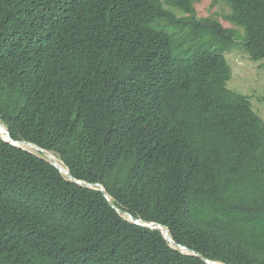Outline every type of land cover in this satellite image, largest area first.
Wrapping results in <instances>:
<instances>
[{"label":"trees","instance_id":"obj_1","mask_svg":"<svg viewBox=\"0 0 264 264\" xmlns=\"http://www.w3.org/2000/svg\"><path fill=\"white\" fill-rule=\"evenodd\" d=\"M196 1L0 0V119L177 244L264 264V121ZM223 1L264 61V0ZM0 264L206 263L0 137Z\"/></svg>","mask_w":264,"mask_h":264},{"label":"rangeland","instance_id":"obj_2","mask_svg":"<svg viewBox=\"0 0 264 264\" xmlns=\"http://www.w3.org/2000/svg\"><path fill=\"white\" fill-rule=\"evenodd\" d=\"M199 18L218 19L225 28H234L226 20L231 10L222 1L199 0L196 4ZM236 29L238 38L229 47L220 48L233 69L232 79L228 82L229 90L249 97L253 110L264 121V63L263 61L253 62L250 60L247 51L243 47V30ZM193 34L191 30L179 34L176 37V45ZM183 50V49H179Z\"/></svg>","mask_w":264,"mask_h":264},{"label":"water","instance_id":"obj_3","mask_svg":"<svg viewBox=\"0 0 264 264\" xmlns=\"http://www.w3.org/2000/svg\"><path fill=\"white\" fill-rule=\"evenodd\" d=\"M0 127L3 128V131H0V137H1L6 143L11 144V145H13V146H15V147H18V148H24V149L30 148V149H33V150H35V151H37V152L43 153L44 156L48 158L49 162H50L53 166H55V167L60 171L61 174H63V175H67V176L69 177V179H70L72 182H74V183H76V184H79V185H84V186H87V187H91L90 184H84V183H82V182H79V181H76L75 179H73V177L71 176V173L68 171V169H67V171L64 172L63 169L57 164V162H55V161L51 158V156H50L51 152H48V151H46V150L41 149L38 145H36V144H34V143H29V142H25V141H15V140L11 137V135H10L8 129H7L3 124H1V121H0ZM102 192L104 193V195H105V196L107 197V199L109 200V196H108V194L105 192L104 188H102ZM118 211H119L120 213H122V215H123V216H124L129 222H131V223H133V224H135V225L141 226V227H143V228L152 229V230H160V231L163 233L165 239L171 244V246H172L174 249H176V250H178V251H180V252H182V253H187V254H190V255L197 256V257H199L201 260L205 261L207 264H218V263H215V262L208 261V260H206L205 257H203V256H201V255L195 253L194 251H192V250H190V249H188V248H186V247H183V246L177 244V243L173 240L172 235H171L170 230H169L168 227H166V226H164V225H161V224H159V223H155V222H143L142 220H137V219L133 218V217H132L130 214H128V213L122 212V211H120V210H118Z\"/></svg>","mask_w":264,"mask_h":264},{"label":"clouds","instance_id":"obj_4","mask_svg":"<svg viewBox=\"0 0 264 264\" xmlns=\"http://www.w3.org/2000/svg\"><path fill=\"white\" fill-rule=\"evenodd\" d=\"M198 1L199 0H197L195 3H194V10L196 11V14H197V10H196V4L198 3ZM214 1H216V0H214ZM220 1H222L226 6H228L229 8H230V10H231V13H230V15L232 14V9H231V7L228 5V4H226V2L225 1H223V0H220ZM216 2H218V1H216ZM165 7H167V5H165ZM168 8V7H167ZM230 15H228L227 16V18H226V20L227 21H229L230 23H231V21L228 19V17L230 16ZM202 19H212V20H215V21H217L220 25H222L221 24V22L218 20V19H214V18H202ZM159 23L160 24H165V21H159ZM232 24V23H231ZM223 26V25H222ZM224 27V26H223ZM234 27V26H233ZM225 28V27H224ZM234 28H236V27H234ZM237 28H239V27H237ZM227 29V28H226ZM228 29H233V28H228ZM239 29H241V28H239ZM241 30H243V29H241ZM187 31V30H186ZM186 31H184L183 33H185ZM235 31H236V29H235ZM236 33H237V31H236ZM182 34V33H181ZM176 35H177V33H176ZM178 36V35H177ZM176 36V37H177ZM243 36H244V30H243ZM242 36V37H243ZM239 36H238V33H237V36L232 40V42H230L228 45H226V47H229L230 45H232V44H234L235 43V41L237 40V38H238ZM243 39V38H242ZM223 47H225V46H223ZM243 47L245 48V46H244V39H243ZM222 48V47H221ZM245 51H247L246 50V48H245ZM219 52H220V48H219ZM223 54V53H222ZM248 56H249V54H248ZM226 57V56H225ZM250 58V57H249ZM227 59V58H226ZM251 60V59H250ZM228 61V60H227ZM252 61V60H251ZM253 62H256V61H253ZM229 63V62H228ZM263 63H264V61H263ZM230 65V64H229ZM231 66V65H230ZM232 68V67H231ZM232 76H233V69H232ZM231 79H232V77H231ZM229 89V88H228ZM240 95H242V94H240ZM245 96V95H244ZM255 112V111H254ZM256 113V112H255ZM0 121H1V119H0ZM1 123L6 127V125L1 121ZM7 128V127H6ZM8 129V128H7ZM9 131V130H8ZM10 133V132H9ZM11 135V134H10ZM2 139V138H1ZM3 140V139H2ZM15 140V139H14ZM4 141V140H3ZM15 141H20V140H15ZM25 142H28V141H25ZM29 143H31V142H29ZM11 145V144H10ZM13 146V145H12ZM15 147V146H14ZM16 148H18V147H16ZM41 148V147H40ZM20 149H23V150H26V151H28V152H30V153H32V154H35V155H37V156H40V157H42V158H44V159H46L48 162H49V160H48V158L47 157H45L44 156V154L43 153H40V152H37V151H35V150H33V149H30V148H27V149H24V148H20ZM41 149H43V148H41ZM43 150H45V149H43ZM46 151H48V150H46ZM48 152H51V153H53L52 151H48ZM54 154V153H53ZM55 155V154H54ZM56 156V155H55ZM57 157V156H56ZM58 158V157H57ZM59 159V158H58ZM60 160V159H59ZM61 161V160H60ZM62 162V161H61ZM50 163V162H49ZM63 163V162H62ZM63 165H64V163H63ZM65 166V168L66 169H68V167L66 166V165H64ZM55 167V166H54ZM59 171V170H58ZM68 171H69V169H68ZM60 172V171H59ZM70 172V171H69ZM71 173V172H70ZM63 175V174H62ZM66 179H68L70 182H72L70 179H69V177L67 176V175H63ZM71 176L73 177V175L71 174ZM73 179H75L74 177H73ZM76 181H79V182H82V183H84V184H90L91 185V187H87V186H84V185H79V184H76V183H74V182H72V183H74V184H76V185H78V186H80V187H83V188H89V189H94V190H97V191H100L103 195H104V193L102 192V188H104V190H105V192L108 194V196H109V200L107 199V197L104 195V197H105V199L110 203V205L113 207V209L121 216V217H123L125 220H127L123 215H122V213H120L118 210H120V211H122V212H125V213H128V214H130L133 218H135V219H137V220H142V219H140V218H136V217H134L131 213H129V212H127V211H123L122 209H119L118 207H116L115 205H114V203H113V199H112V197L109 195V193L107 192V190H106V188L102 185V184H100V183H88V182H85V181H81V180H77V179H75ZM128 221V220H127ZM143 222H152V221H144V220H142ZM129 222V221H128ZM131 223V222H130ZM155 223H157V222H155ZM133 224V223H132ZM160 224V223H159ZM135 225V224H134ZM161 225H163V224H161ZM136 226H138V225H136ZM164 226H166V225H164ZM139 227H141V226H139ZM167 227V226H166ZM141 228H143V227H141ZM144 229H148V228H144ZM149 230H152V229H149ZM170 230V229H169ZM158 231H160V230H158ZM161 232V231H160ZM162 233V232H161ZM171 233V232H170ZM163 234V233H162ZM164 236V235H163ZM165 238V237H164ZM173 238V237H172ZM180 245V244H179ZM170 246H171V244H170ZM182 246V245H181ZM172 247V246H171ZM183 247H185V246H183ZM173 248V247H172ZM186 248H188V247H186ZM174 249V248H173ZM189 249V248H188ZM176 250V249H175ZM191 250V249H190ZM192 251H194V250H192ZM195 252V251H194ZM182 253V252H181ZM195 253H197V252H195ZM183 254H185V255H190V254H187V253H183ZM197 254H199V253H197ZM199 255H201V254H199ZM191 256H194V255H191ZM201 256H203V255H201ZM197 257V256H196ZM204 257V256H203ZM199 258V257H198ZM206 258V257H205ZM206 260H208V261H211V262H215V263H218V264H226V263H221V262H216V261H212V260H209V259H207L206 258ZM203 261V260H202ZM203 262H205V261H203ZM206 263V262H205ZM207 264V263H206Z\"/></svg>","mask_w":264,"mask_h":264},{"label":"bare ground","instance_id":"obj_5","mask_svg":"<svg viewBox=\"0 0 264 264\" xmlns=\"http://www.w3.org/2000/svg\"><path fill=\"white\" fill-rule=\"evenodd\" d=\"M0 131H3V128L0 127ZM50 156L55 162H57V164L63 169L64 172L67 171L63 163L53 153H51Z\"/></svg>","mask_w":264,"mask_h":264}]
</instances>
